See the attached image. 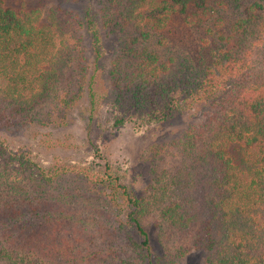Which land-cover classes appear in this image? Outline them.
I'll return each instance as SVG.
<instances>
[{
    "label": "trees",
    "instance_id": "16d2710c",
    "mask_svg": "<svg viewBox=\"0 0 264 264\" xmlns=\"http://www.w3.org/2000/svg\"><path fill=\"white\" fill-rule=\"evenodd\" d=\"M123 2V10L114 1L104 7L103 25H112L109 13L119 9L115 21L145 39L175 17L188 25L213 18L221 26L218 8H242L243 16L219 33L204 75L211 82L202 84L209 89L222 79L233 82L214 113L186 131L172 169L156 173L140 195L108 162L102 170L46 167L0 141V264H177L178 254L168 252L185 244L203 215L218 218L222 233L216 243L208 238V264H264V0ZM42 12L0 0V103L8 106L0 107V124H17L15 118L46 103L68 106L77 97L65 82L75 73L79 41L60 9H50L46 23ZM95 23L88 18L99 57ZM134 41L128 50L138 109L145 106V87H164L170 62ZM165 92L161 88L160 95ZM153 105L155 114L163 113L159 101Z\"/></svg>",
    "mask_w": 264,
    "mask_h": 264
},
{
    "label": "rangeland",
    "instance_id": "374dc122",
    "mask_svg": "<svg viewBox=\"0 0 264 264\" xmlns=\"http://www.w3.org/2000/svg\"><path fill=\"white\" fill-rule=\"evenodd\" d=\"M2 1L13 8L22 4L25 8L42 7L41 23L47 22L50 9H60L79 41L75 73L65 82L69 92L77 91L75 101L68 106L49 102L30 115L15 118L17 124H0V141L10 149L29 153L43 166L88 164L102 170L108 162L131 192L143 194L156 173L172 169L186 131L214 113L218 97L233 82L222 79L209 89L203 85L211 82L204 75L206 64L220 46L219 33H227L232 22L243 16L242 8H218L215 16L222 19L221 26L213 18L202 25H188L175 17L164 29H150L145 39L130 26L115 21L119 20L115 11L123 10V0ZM111 1L113 6L119 2V9L109 10L113 22L105 27L102 10L112 7ZM89 17L96 22L99 57L87 25ZM133 41L136 48L147 47L170 62L164 87H145V106L138 109L133 98L138 88L130 82L133 58L128 48L133 47ZM161 88L166 91L163 95ZM154 101H159L163 113L155 114L158 108ZM0 107L5 110L8 106L0 103ZM152 224L150 220L151 228ZM155 230L151 229V238L160 251ZM221 234L218 218L203 215L202 222L184 239L185 244L168 253L178 254L177 264H208V238L216 243Z\"/></svg>",
    "mask_w": 264,
    "mask_h": 264
}]
</instances>
